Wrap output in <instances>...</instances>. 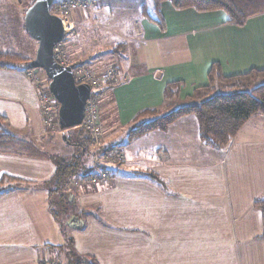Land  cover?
I'll return each mask as SVG.
<instances>
[{"label":"crops","instance_id":"0c3cea01","mask_svg":"<svg viewBox=\"0 0 264 264\" xmlns=\"http://www.w3.org/2000/svg\"><path fill=\"white\" fill-rule=\"evenodd\" d=\"M91 1L90 11L73 15L76 29L65 50L97 72L113 66L125 75L102 108L104 126L114 135L109 143L124 153L125 170L114 186H81L69 193L78 212L68 229L93 235L85 240L92 245L82 250L77 242L78 254L97 264H264L263 217L255 207L264 201V116L252 117L224 149L201 142L195 116L166 131L128 136L137 121L199 103L196 93L210 85L215 63L223 77L264 70V14L239 27L229 24L223 11L177 10L165 1L164 29L145 16L146 11L156 18L148 4L120 26L113 24L111 8L108 14ZM89 31L109 35L116 43L113 52L97 56L95 45L81 41ZM175 82L182 83L179 98L165 105L166 87ZM147 110L156 112L138 120ZM0 116L19 146L0 153V180L17 179L0 190L6 192L0 196V264L52 261L56 247L67 246L69 239L50 212L43 186L55 173L53 156L43 150L57 138L47 136L35 86L24 71L0 70ZM92 206L100 213L83 218Z\"/></svg>","mask_w":264,"mask_h":264},{"label":"trees","instance_id":"16d2710c","mask_svg":"<svg viewBox=\"0 0 264 264\" xmlns=\"http://www.w3.org/2000/svg\"><path fill=\"white\" fill-rule=\"evenodd\" d=\"M165 1L170 2L177 10L194 9L202 13L223 11L227 15V22L239 27L244 26L251 17L264 14V0H153V13L156 15V18H151L150 14L146 11L144 14L161 29H164V21L160 15V4ZM31 60L18 55H1L0 70L28 72V64ZM209 78L210 85L200 91H207V93L203 95L204 99H201L199 103L185 104L150 121H137L129 130V138L135 139L154 131H166L179 119L186 116H195L198 122L201 142L210 148L224 149L229 146L252 117L264 116V82L256 86L250 85V82L256 79L264 81V70H252L242 75L223 77L219 73L218 64L215 63L211 68ZM218 82L221 85H225V87L218 90L215 86ZM112 88L114 86H108L106 101L103 106L110 104ZM181 88L182 83L180 82L167 85L165 90V105L173 104L178 100ZM153 112L156 111H144L137 119L139 120L144 114ZM5 122L6 118L0 116V153L8 154L18 149L19 146L16 143L15 137L3 129ZM72 131L75 132L69 135L68 133ZM61 132L66 137L63 141L71 145V147L76 148L78 152H75L76 154L68 159L54 156L52 160L55 164V173L48 182L43 184L47 190L48 184L54 187V189L51 188L49 191V209L56 222L59 219L52 209L50 196L60 193L62 201L72 207L74 202L69 199V194L65 191L67 185L74 178L79 176L88 177L93 173L92 168H87L84 165L85 157L90 151V135L81 126L62 130ZM104 150L107 149L104 148ZM150 178L163 185V182L157 175L150 174ZM8 180L14 181L17 179L3 178L0 180V185ZM4 193L6 192L0 191V196ZM255 207L262 212L264 224V201H257ZM65 210L67 211V208H64ZM63 247L59 246L58 249H63ZM68 247L69 255L72 257L70 260L71 264H97L93 258L76 255L72 249L73 241L71 239H68Z\"/></svg>","mask_w":264,"mask_h":264},{"label":"rangeland","instance_id":"374dc122","mask_svg":"<svg viewBox=\"0 0 264 264\" xmlns=\"http://www.w3.org/2000/svg\"><path fill=\"white\" fill-rule=\"evenodd\" d=\"M34 1L35 0H0V56L1 55L2 56L3 55H18V56H21L22 58L32 59V60L35 58L38 43L29 36V34L27 33L25 26H24L25 12L27 11V9L30 7V5ZM57 1H59V0H57ZM97 2H98L97 4L100 6V8L104 9V12L109 14V8H111L113 10V14H114L113 18H112L113 24L115 25L114 22L117 21V25H120V26H121V24H123L124 26L126 24H128L129 19L132 16L139 15V7L141 4H148L149 6L154 5L153 0H116V1L115 0H109L106 2H105V0H97ZM153 12H154V10H153ZM89 15L90 14L87 15L88 18H91ZM87 16L84 17L82 15L81 19L86 20ZM128 29H130V28H128ZM90 33H91L90 31L88 33H85L86 36L84 35L83 36L84 39H82L81 41L85 40V42L87 43V46L89 44L95 45V47H96L95 52L97 53L96 54L97 56L106 57L113 52L112 50L115 48L116 43L111 38H106L109 35L108 36L106 35V37H105L103 35V33H101V32H94V33L92 32V34H90ZM102 36H104V37H102ZM67 38L68 37L66 36V39L62 43L65 54L68 58L77 62L76 58L74 57V56H76V53L75 54L73 53L74 55H72V54H70V52L68 50H65V49H67L66 48ZM70 51H73V50L70 49ZM78 64H80V63H78ZM80 65H83V64H80ZM25 73H27V72H25ZM263 82L264 81H261L260 79H256V80L250 82V85L256 86V85H259ZM215 86L218 90H220V88L225 87V85H221L220 82H218V84L216 83ZM206 93H207V91H204V92L202 91L200 93H197L195 99H197V98H200V100L204 99L203 95H205ZM176 108H177V106L175 108H169L170 110H168V111H171V110L176 109ZM49 129L46 128L47 136L50 138L56 137L57 139L54 142L52 148L51 149L49 148L50 150L45 149V150H43L44 152H48L53 157L57 156L59 158H67V159L71 158L72 155H75L78 152L76 148L71 147V145H69L63 141V135H62V132L60 131V129H59V131H57V130L53 131V130H49ZM105 130H106V133H105V137L103 138V146H102L101 150L96 151L92 147V139H91L90 148L92 149L93 153L89 151L87 156L85 157V160H84V165L87 166V168H92V170H93V171L91 170L93 172L92 175H90L88 177L79 176L77 178L72 179V181L69 182V184L67 185V187L65 189V191L68 194L72 193L75 189L79 188L81 184H84V182H88V180L90 178H92L96 174H98L97 172H101V173L109 172V173L113 174L114 178H117V180L115 182L110 181L111 184H109V185H106L105 182H100V186H106V187L114 186L117 183V181L119 180L118 179L119 173L121 171L125 170L124 169L125 155L120 149H118V146H112L111 143H109V142L113 143L114 135L111 136V134H113V132H111V131L107 132L106 128H105ZM74 132L75 131H72L71 133H68V134L72 135ZM104 148H106L107 150H104ZM106 152H113L115 155H118V157H120V159H119L120 162L118 160V162L116 161L115 163H113L114 165H108V163H107V164H101L98 166L97 158L99 156H101L100 154H103ZM40 153H41V151H40ZM137 173L139 174L140 172H137ZM152 174H155V173H152ZM76 179L79 180L78 183L73 184L72 182ZM11 182H13V181H9V180L5 181L3 184L0 185V190H3L4 187L11 184ZM91 187H97V186L92 185ZM47 188L49 191L51 190V188L54 189V187L50 186V184H48ZM101 192L102 191H100V193ZM93 195L95 196V194H93ZM96 197L98 198V197H100V195H96ZM97 198L92 197L91 203H93V201H96ZM50 200L52 203V209H53L55 215L59 219L58 223L62 224L61 226L59 224V226L61 227V229H60L61 232L65 236H68L69 239H71L73 241V248L72 249L74 250V253L76 255L81 256V254H78V252L80 253V250H82V247L84 245H86L87 243H88V245H92L91 242H86V241H90V239L92 238L93 235H92V232H87V233H85V235L82 236L76 232L72 233V231H70V229H68L70 226L69 222L71 220H76V218H75L76 216L73 215V213H74V210L76 212H78L77 209L75 208V206L78 204H73V206L71 207L66 202L62 201V196L60 193L59 194H52L50 196ZM64 208H67V211L66 210L64 211ZM85 211H87V212H83L81 214L83 218H86V216L88 214L98 215L100 213L99 208L96 206H92L91 208H88ZM72 235H74V238H72ZM77 242L80 245V250H78V248H77ZM84 242H86V243H84ZM58 247L59 246H57L56 248H58ZM71 259H72V257H71V255H69V247L67 245V246H64L63 249H58V251L56 253V258L54 260L49 261V262H43L41 264H71V262H70Z\"/></svg>","mask_w":264,"mask_h":264},{"label":"built area","instance_id":"2783aa9c","mask_svg":"<svg viewBox=\"0 0 264 264\" xmlns=\"http://www.w3.org/2000/svg\"><path fill=\"white\" fill-rule=\"evenodd\" d=\"M56 1L51 7V12L62 18L66 36L75 32L76 26L72 20L73 15L78 12H87L93 6L91 0ZM135 34L137 38L142 36L140 22L135 23ZM54 55L59 64L63 66L73 65V74L77 84H88L91 87V94L86 104L85 116L81 127L90 135L92 147L99 151L103 146V138L106 133L105 126L101 120V109L106 101L107 88L110 85L115 87L122 84L125 81V75L113 66L107 67L103 72H97L91 66L78 64L66 56L62 43L55 47ZM27 76L35 86L45 127L50 128L49 130L59 131V104L49 90V79L40 69L29 70ZM100 155L97 158L98 166L107 163L108 165H114L113 163L118 162L120 159L113 152H106ZM97 173L94 177L88 178V182H84L80 187L100 186V182H105L106 185H109L111 184L110 181L115 182L117 180L109 172ZM78 181L76 179L72 183L77 184Z\"/></svg>","mask_w":264,"mask_h":264},{"label":"water","instance_id":"95a60500","mask_svg":"<svg viewBox=\"0 0 264 264\" xmlns=\"http://www.w3.org/2000/svg\"><path fill=\"white\" fill-rule=\"evenodd\" d=\"M55 1L35 0L25 12L24 26L38 43L28 69H40L49 79V90L59 104V127L64 131L82 125L91 87L76 83L73 65L63 66L55 59V47L66 39L62 18L51 12Z\"/></svg>","mask_w":264,"mask_h":264}]
</instances>
